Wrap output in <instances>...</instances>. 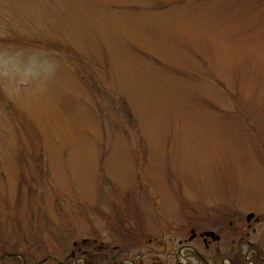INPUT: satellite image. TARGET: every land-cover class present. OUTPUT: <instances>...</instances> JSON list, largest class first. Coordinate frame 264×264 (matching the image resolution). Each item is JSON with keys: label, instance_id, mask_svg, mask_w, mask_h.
Wrapping results in <instances>:
<instances>
[{"label": "rangeland", "instance_id": "rangeland-1", "mask_svg": "<svg viewBox=\"0 0 264 264\" xmlns=\"http://www.w3.org/2000/svg\"><path fill=\"white\" fill-rule=\"evenodd\" d=\"M250 210L264 0H0V264H230Z\"/></svg>", "mask_w": 264, "mask_h": 264}, {"label": "flooded vegetation", "instance_id": "flooded-vegetation-1", "mask_svg": "<svg viewBox=\"0 0 264 264\" xmlns=\"http://www.w3.org/2000/svg\"><path fill=\"white\" fill-rule=\"evenodd\" d=\"M229 223L234 233L240 231L239 225H233V221ZM222 226L224 225L222 224ZM242 228L244 235L238 239L236 247L233 248L229 256L230 264H264V244L262 243L264 240V215L256 214L254 210H250L246 215ZM222 235L223 233L216 228L200 230L197 226H191L189 237L179 239L177 254H183L181 250H188L190 254L203 260L204 264H210L207 257H227L226 255H222V252H215V254L207 256L199 250L197 245H192V242L201 239L206 248L205 250L209 251L211 244L220 241ZM83 241L86 242V239ZM12 254L15 255L16 252Z\"/></svg>", "mask_w": 264, "mask_h": 264}]
</instances>
